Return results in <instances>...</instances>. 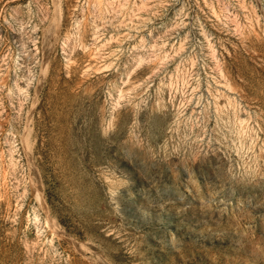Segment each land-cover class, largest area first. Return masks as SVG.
<instances>
[{
  "label": "rangeland",
  "instance_id": "1",
  "mask_svg": "<svg viewBox=\"0 0 264 264\" xmlns=\"http://www.w3.org/2000/svg\"><path fill=\"white\" fill-rule=\"evenodd\" d=\"M0 264H264V0H0Z\"/></svg>",
  "mask_w": 264,
  "mask_h": 264
}]
</instances>
